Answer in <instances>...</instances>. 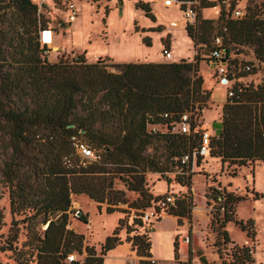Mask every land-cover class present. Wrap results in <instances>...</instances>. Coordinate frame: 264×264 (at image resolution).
Returning a JSON list of instances; mask_svg holds the SVG:
<instances>
[{"label": "trees", "instance_id": "trees-1", "mask_svg": "<svg viewBox=\"0 0 264 264\" xmlns=\"http://www.w3.org/2000/svg\"><path fill=\"white\" fill-rule=\"evenodd\" d=\"M216 4L201 0L200 8ZM237 4L232 0L230 10L222 9L216 33L224 37L229 68L234 46L239 50L253 49L258 63L264 62V0H249L242 17L233 16ZM136 7L156 20L150 2L139 0ZM8 13H12L11 21L6 29L0 28V132L8 136L11 153L4 161L2 174L10 186L12 211L28 209L31 224L38 220L47 224L28 242L31 256H36L38 264H103L104 255L124 243L120 233L126 227V241H132L133 249L141 256L139 264H153L151 232L130 234L137 229L134 225L146 224L143 211L168 195L150 191L148 171L161 173L168 183L172 179L166 174L176 172L178 183L192 184L195 172H189L191 162L184 164L181 160L199 147L204 130L188 134L174 127L184 113L206 106L210 93L203 89V77L197 74L201 58L196 55L194 61L183 58L178 62L116 63L117 72L109 70L103 60L88 62L84 54L52 62L45 53L47 45L41 42L48 24L39 5L32 0H0V22ZM198 21L187 24L188 34L194 40L198 34L206 42L214 30V20L203 19L199 11ZM206 25H210L209 30L204 28ZM4 39L8 42L4 43ZM144 42L152 44L148 37ZM244 64L247 65H236V70ZM250 65L252 69H240L246 72L238 73V77L258 71V67ZM228 79L233 82L229 89L234 95L224 104L221 120L213 124L216 134L211 139L209 155L229 165L264 162V83L244 84L233 81L231 75ZM158 124L167 125L168 131L152 129ZM77 140L89 145L98 158L83 156ZM157 143H162V151ZM149 147L155 151L148 152ZM203 158H198L197 165ZM120 182L125 189L116 187ZM209 189V200L218 202L219 197L223 198L214 222L217 220L223 227L235 221L242 230L254 224L253 219L245 223L233 215L235 205L246 196L226 188ZM127 191L138 197L131 201ZM74 194L88 195L99 203V208L106 203L109 213L126 214L101 244L100 255L94 246L84 244L85 234L69 227ZM260 196L257 192L255 199ZM125 204L128 208L120 206ZM189 206L187 198H179L167 212L181 221L189 213ZM133 209L136 217L130 225L128 217ZM2 217L0 210V221ZM79 219L89 223L88 214ZM223 235L230 241L227 231ZM84 248L88 252L84 261L68 259Z\"/></svg>", "mask_w": 264, "mask_h": 264}, {"label": "rangeland", "instance_id": "rangeland-1", "mask_svg": "<svg viewBox=\"0 0 264 264\" xmlns=\"http://www.w3.org/2000/svg\"><path fill=\"white\" fill-rule=\"evenodd\" d=\"M32 1L39 5L40 11L45 15L48 24L46 29H52L54 33L53 44L45 43L44 37L41 36L42 45H47L48 48L45 53L52 62L59 61L61 57L67 59L84 54L88 62L103 60L109 70L117 72L118 68L114 65L116 63L140 61L141 59L178 62L185 58L194 61L195 56L199 55L201 60L197 74L203 77L202 87L210 95L202 110L196 108L190 112L199 113L198 122L201 129L205 127L213 135L216 134L213 124L216 120H221V107L223 109L228 100L229 86L233 82L229 84L221 79L211 52L214 37L220 30L222 9L230 10L232 0H223L222 2L211 0L217 4L206 8H200L201 0H198L197 11L202 13L203 19L214 20L212 24L214 30L206 38V42L200 40L197 34L196 40L192 39L193 42L190 46L182 39L188 25H186L185 13L176 0H173L171 4H167L165 0H142L150 2L156 16L155 21L144 13L139 14L141 9L136 7L139 0H122V3L119 0ZM237 1L235 10L247 11L249 0ZM71 3L76 5L77 17L75 20H71ZM2 19L0 28L6 29L12 19V13L4 14ZM169 19H181L183 21L182 28L177 29L176 25H171ZM150 24L151 26H149ZM136 26L139 28L138 31ZM158 26H161V29H151ZM204 28L209 30L210 25H206ZM145 37L151 39V45L144 42ZM58 40L60 43L56 48ZM3 41L6 43L8 39ZM167 47H170L174 57L167 58L164 55V49ZM232 51L234 53L244 51L247 55L251 54L249 49L239 50L237 46H234ZM178 53H183L185 56L179 57ZM245 72L237 69V73L245 74ZM241 82L255 85L264 83V64L256 73L242 78ZM152 129L166 132L168 126L158 124ZM156 145L160 146V151H162V143ZM154 151L155 148L149 147L148 152L153 153ZM10 153L8 136L0 132V210L3 213L0 221V264H38L36 256H31L28 242L34 233L43 231L47 224L43 225L39 220L36 221V224H31L28 220L31 211L28 209H22L20 212L12 211L10 186L5 182L2 174L4 161L8 159ZM216 158L217 160L207 155L200 160V165L195 168V179L192 178L190 186L182 185L183 187H180L181 184L176 181L177 174L174 172L166 174L172 179V182L169 183V186L172 184V189H164L168 182L165 176L159 172H147L146 179L152 193L156 192L158 195L176 194L178 197L187 198L190 204L189 213L181 221L178 216L177 218L163 214L159 222H155L158 230L162 231V236L165 234L166 251L171 254L176 251L178 256L188 258L186 264H219L222 257L219 260L216 251L223 242V231H227L230 240L238 245H247L246 243L250 246L253 245L255 264H264V162L256 161L247 166H238L229 165V162L223 163L221 158ZM234 170H236L235 176L232 175ZM211 186L218 189L226 188L227 191L236 195L246 196L245 200H241L235 205L233 215L235 219L243 220L245 223L249 219H253L254 224H247L248 229L242 230L235 221H230L223 227L217 220L214 222L221 201L216 202L208 199L207 193ZM116 187L125 189L121 182L117 183ZM257 192L262 195L259 199H255ZM127 195L131 201L138 197V194L129 191H127ZM106 206L107 204L104 203L99 208V203L89 198L88 195L74 194L69 212V227L85 234L84 244L94 246L98 255L101 252V244L108 235L113 233L120 218L126 215L120 211L109 213ZM120 206L128 208L126 204ZM79 211L82 214H88L89 223L79 219ZM221 212L220 217L222 218L224 216L223 208ZM135 217V209H133L132 214L128 217L130 225L133 224ZM148 226V223H144L143 226L134 225L137 229L130 235L146 231L149 233L152 229ZM128 235L126 227H124L120 236L124 242L132 243V241H126ZM160 245H163L162 241ZM123 246L121 245L114 251H122ZM189 252L192 253L191 262H189ZM71 255L75 260L84 261L88 252L84 248L82 253L75 251ZM167 264L173 263L167 262Z\"/></svg>", "mask_w": 264, "mask_h": 264}, {"label": "built area", "instance_id": "built-area-1", "mask_svg": "<svg viewBox=\"0 0 264 264\" xmlns=\"http://www.w3.org/2000/svg\"><path fill=\"white\" fill-rule=\"evenodd\" d=\"M181 8L184 5L185 8H182V10L185 13V19L186 22H189L191 24H196L198 21V11L196 8V4L198 3V0H176ZM170 1H166L167 4ZM70 10H71V20H74L76 17V11H75V4L71 3L70 4ZM247 11L245 10H235L233 12L234 17H242L246 14ZM171 25H177L176 21H172ZM48 30V29H47ZM225 32L227 31V28L224 27L223 29ZM50 31V30H49ZM47 31L44 30L42 31V37L45 36V33ZM51 32V31H50ZM41 37V38H42ZM46 43V42H45ZM224 44V37L223 35H215L214 37V49L211 52V57L213 58L214 63L217 66L218 73L221 75V79L226 80L227 83H231L228 79V76L230 75L229 73V58L227 57V52L225 51L226 48ZM164 55L167 58L172 57V52L170 49H164ZM261 65L264 64V62L260 63ZM244 70H251L252 65L247 64L245 67L240 68ZM231 87V85L229 86ZM234 95V92L229 89L228 91V96L231 97ZM199 116L198 113H193V112H186L182 115L180 122L178 123L177 126L174 127L176 131H179L181 133H188V134H193L199 131L200 125H199ZM195 125V127H193ZM213 137V133L210 131H207L204 129L202 132V140L201 144L199 145L198 148L193 150L191 153H187L182 157L181 162L184 164H187L191 162V169L189 172H195V168L198 166L197 161L200 156L206 157L209 155L210 150H211V139ZM75 138V137H74ZM77 148L79 152L90 159H97L98 155L95 153L93 149L89 147L85 142L81 140H77ZM179 172H182V169L179 170ZM183 173V172H182ZM181 197H178L176 194H168L166 198L161 199L156 203V206H152L147 208L146 210L143 211L142 218L148 223V227L153 230L155 222H157L160 218L161 215L167 214V210L171 205H175L177 199ZM220 201H223L222 196L219 197ZM224 209V208H223ZM247 245H238L237 243L233 241H226L225 237L223 239V242L218 246L217 249V254H218V259L222 260L220 261L219 264H255L254 260V252L255 249L252 246H250L248 243ZM246 247V249H244ZM246 252V254L244 253ZM69 260H74L73 255H69L68 257ZM192 261V260H191ZM152 262L153 264H159V261L154 259L152 257Z\"/></svg>", "mask_w": 264, "mask_h": 264}, {"label": "crops", "instance_id": "crops-1", "mask_svg": "<svg viewBox=\"0 0 264 264\" xmlns=\"http://www.w3.org/2000/svg\"><path fill=\"white\" fill-rule=\"evenodd\" d=\"M156 1V0H155ZM167 0H165L166 2ZM170 1L169 3H171L173 0H168ZM152 2V1H151ZM75 9H76V5H75ZM145 12L143 10H140L139 11V14H142ZM77 17V15H76ZM75 17V19H76ZM74 19V20H75ZM166 20H168V18H166ZM170 20V24L172 21H176V28H182V23L183 21L180 19V20H175V19H169ZM186 25H187V22H186ZM151 26V24L149 25ZM154 27V26H153ZM50 30L51 32H53L52 29H48ZM185 30H186V27H185ZM183 41L186 42L189 46L191 45V43L193 42L192 41V38L189 36L187 30H186V33H185V36H183ZM59 40L56 42V45L55 47L57 48L58 45H59ZM49 44V43H47ZM243 50L245 49H249L251 51V54L250 55H247L244 53V51H242L241 53H234L233 51L231 52L230 54V60L232 61V65H230V68H229V73L231 75V77H233V81H242V78H245V77H238V73H237V70H236V65H241L243 62L246 63V64H253L254 66L258 67V69H260V64L258 63V59L256 58V55L253 51V49L249 48V47H242ZM167 49H170V47H167ZM178 56L179 57H182V56H185V54L183 53H178ZM172 57H174V54L172 53ZM171 57V58H172ZM140 61H154V62H162L163 60L160 59H155V60H140ZM129 62V61H128ZM221 111H222V107H221ZM222 113V112H221ZM216 121H219L216 120ZM205 126V125H204ZM207 126H210V125H207ZM201 128V126H200ZM205 129V127H202ZM202 129V130H204ZM210 158H214L217 160L216 157H211ZM202 166L204 164H201ZM195 173L193 175V179H195ZM172 186V184H171ZM169 186V183L167 182V186L165 187L164 186V189L166 188H171L172 187ZM180 187H183L182 185H180ZM161 192V191H160ZM155 195H158V193L156 192H153ZM165 215H168V216H175L177 217L176 215H173V214H165ZM178 218V217H177ZM159 222V220L157 221ZM179 223V221H178ZM78 232V231H77ZM127 233V232H126ZM162 231L161 230H158L157 226H156V223L154 224V228L153 230L151 231V239H152V248H151V253H152V257L156 260L159 261V264H167V262H172L173 264H186V261L188 258H182L181 256H178L176 257V251L174 252V254H171V252L167 253L166 251V248H165V244H164V239H165V234L164 236H162ZM162 241L163 245L161 246L160 245V242ZM125 244V246H128L127 248L125 246H123ZM123 246V249L122 251H114L116 250L117 248H119L120 246ZM140 259H141V256H139L136 252V250L133 249L132 247V243H128V242H124L123 244H120L118 245L117 247L111 249L110 251H108V253L106 255H104V261H103V264H136V262H138V264L140 263Z\"/></svg>", "mask_w": 264, "mask_h": 264}, {"label": "bare ground", "instance_id": "bare-ground-1", "mask_svg": "<svg viewBox=\"0 0 264 264\" xmlns=\"http://www.w3.org/2000/svg\"><path fill=\"white\" fill-rule=\"evenodd\" d=\"M47 32L45 33V36H43L45 39L44 41L49 44H53L54 42V33L50 32L49 30H46Z\"/></svg>", "mask_w": 264, "mask_h": 264}, {"label": "water", "instance_id": "water-1", "mask_svg": "<svg viewBox=\"0 0 264 264\" xmlns=\"http://www.w3.org/2000/svg\"><path fill=\"white\" fill-rule=\"evenodd\" d=\"M225 51L227 52V49H225ZM224 82H226V80H223ZM82 214L81 211L78 212V216H80Z\"/></svg>", "mask_w": 264, "mask_h": 264}]
</instances>
